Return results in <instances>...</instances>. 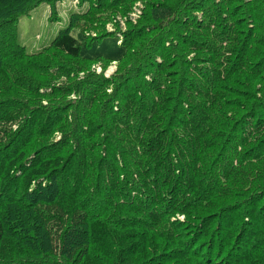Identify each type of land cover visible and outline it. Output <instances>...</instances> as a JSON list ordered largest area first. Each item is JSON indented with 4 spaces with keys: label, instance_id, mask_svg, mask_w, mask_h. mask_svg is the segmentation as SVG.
Listing matches in <instances>:
<instances>
[{
    "label": "trees",
    "instance_id": "obj_1",
    "mask_svg": "<svg viewBox=\"0 0 264 264\" xmlns=\"http://www.w3.org/2000/svg\"><path fill=\"white\" fill-rule=\"evenodd\" d=\"M63 1L0 0V37ZM80 6L38 53L0 38V264H264V0Z\"/></svg>",
    "mask_w": 264,
    "mask_h": 264
},
{
    "label": "rangeland",
    "instance_id": "obj_2",
    "mask_svg": "<svg viewBox=\"0 0 264 264\" xmlns=\"http://www.w3.org/2000/svg\"><path fill=\"white\" fill-rule=\"evenodd\" d=\"M56 9L51 8V6H48L46 4H42L40 5L38 8H36L34 11L22 15L20 17V20L16 23L13 18L17 15H15L14 17H12V19L10 21H8L6 23V25L11 28V31L7 29V27L4 26V30L8 31L7 34L2 35V37H4L3 39H9L8 41H12L14 39V35L17 39V43L21 46L24 47L26 52L28 54H33V53H38L40 51H42L43 49L49 47V45L51 44L52 41H54V39L58 36L59 32L63 29H65L68 25V21H69V16L70 13L79 11L81 9L80 6V0H65L63 2L57 3L55 5ZM139 10H142V6L140 3H137L134 7V10H132L131 12L127 11V14H129V18L133 21L138 20V18L140 17L141 13ZM56 11L57 14V19H55V17H53V19H50L51 15L53 14V12ZM5 13V11H2ZM10 13V11H9ZM111 13H113V22H111L110 24H106L104 25L106 29H108L107 31L112 33L113 32V28L114 25L116 24L118 26V29L120 32H125L126 31V23L123 20L122 16L119 12H115V11H111ZM115 13H119V14H115ZM99 14V13H95ZM201 16V15H199ZM59 19V20H58ZM115 19V20H114ZM132 21V22H133ZM13 22V23H12ZM16 23V25H15ZM101 32V31H99ZM99 35L97 32L92 31L91 33H89V36H96ZM0 37V38H2ZM130 63L126 64H118L117 62H113L111 63L108 67H105L102 64V67L100 66H94L92 69V71H94L95 73H101L102 71H105V76H111L115 70H117V68H120L119 73L124 72L128 69V65ZM128 66V67H127ZM129 72H133V69H130ZM118 73V74H119ZM130 76V75H128ZM127 77V76H124ZM61 129H58V131H60ZM60 134L57 135H53L51 138H49L48 140H50L49 142L53 143L54 142H58L59 139H61V132H58ZM64 138L61 139V143L60 146L62 148H64V151L69 150V146H67V142L68 140H66L68 137H66L65 135L62 137ZM70 138V137H69ZM53 139V140H52ZM71 150V148H70ZM243 174V173H242ZM84 192H86V189L84 190ZM150 194H152V192L148 191ZM153 197H155V195H153ZM86 198H88V196L83 195L79 200L82 201L83 203L86 202ZM216 205V204H215ZM99 213V209L95 208L93 211H91L90 216H96L98 215V217H100ZM108 216V215H107ZM164 220V219H163ZM176 221L181 222V223H186L189 222L187 225V228L185 229H192L193 231H190L189 235H192L193 239L195 237V234L197 232V230H200L201 227V222L197 223L194 220H192V218L190 217L188 219V221L186 220V218L180 214H177L175 217H171L170 221H166L164 223H176ZM212 224V223H211ZM207 225L206 230H209V232L211 231L210 228L212 227V225ZM144 227L141 224L135 223V227ZM162 224H160L158 221L155 222L154 225H152V228H159L160 230H162ZM151 232V231H149ZM167 233V231H166ZM172 233H175V231H173ZM151 236V233L149 234ZM154 239L152 240V242L149 241V237L145 238L144 243H142L143 246L146 245H159L160 241H158V238L153 237ZM160 238V237H159ZM160 240V239H159ZM158 241V242H157ZM210 243V238L208 237V234L206 235V239H205V243ZM190 248L192 247L191 244L189 245ZM195 248H198L197 244H195L194 246ZM199 251L197 252V257H201L204 256V252L202 249L198 248ZM167 252L168 254L164 255V253ZM194 250H193V254H194ZM156 254V252H155ZM172 254H174L173 251H170L168 249H166L163 252L159 253V257L155 260V264H183V259L178 260L179 258L176 257L175 255L173 256ZM163 255V256H161ZM149 258L148 256H145L143 253L141 254V259H139V262L141 263L142 260H145ZM178 260V261H177ZM203 262L205 264V262L207 263H211L212 261L207 259V256L205 255L203 257ZM197 261L200 263V261L197 259ZM196 261V263H197ZM8 264V263H7ZM10 264H14V263H10ZM191 264H193V259Z\"/></svg>",
    "mask_w": 264,
    "mask_h": 264
}]
</instances>
